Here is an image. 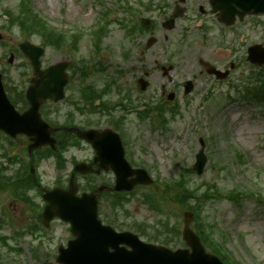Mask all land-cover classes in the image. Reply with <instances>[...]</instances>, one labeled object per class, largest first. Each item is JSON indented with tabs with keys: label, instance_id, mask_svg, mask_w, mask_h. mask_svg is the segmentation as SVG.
<instances>
[{
	"label": "rangeland",
	"instance_id": "1",
	"mask_svg": "<svg viewBox=\"0 0 264 264\" xmlns=\"http://www.w3.org/2000/svg\"><path fill=\"white\" fill-rule=\"evenodd\" d=\"M132 1L134 0H129V2ZM17 2L18 0L0 1V34L3 36L0 41V68L10 75L13 81L18 79L19 58H15L12 65H8L6 60L9 51L16 47L21 41V37L17 32L9 33L1 28L6 19L3 17V10L15 6ZM31 2L33 7L52 25L63 29L80 26L86 30L95 22L96 15L101 8H114V10L117 8L116 0H31ZM122 15V12H118L119 17ZM194 35L198 37L196 43L191 42L193 37L188 33L184 38H180L178 35L161 37L151 50V56H155V61H159L158 58H162V60L166 58L176 63L173 65L174 72L168 75L173 76V82H170L168 77H161L156 71H150V66H155L154 60L151 63L148 58L150 55L145 56L142 60H121V54L128 42L124 40V33L116 24L111 25L110 35L104 40L98 55H93L91 40L84 36L81 40V55L87 58L93 56L94 61L104 65V71L89 75L87 83L99 87L101 84L99 79L116 78L117 70H125L126 73L121 80L126 82L127 87L130 88L129 92L134 95L137 92L132 81L136 76L146 72L150 76L151 86L148 94L156 96L157 91L172 87L174 83L180 81V75L185 77L189 71L197 70L196 56H198L200 38L199 35ZM33 39L31 40L33 41ZM34 42L38 43V40L36 39ZM166 47L167 51L164 50ZM214 49L215 47L212 51ZM51 54L49 52L48 57ZM4 56L6 57L4 58ZM56 58L64 60L62 55H57ZM145 66L149 68L142 69ZM197 76L199 77L198 73ZM210 83V79L204 80L202 77L196 80V92L192 96L194 102L188 108L183 106V110L179 114L182 116H178L171 124L170 131L163 139H159L157 135L155 136L158 139L149 135L146 125L137 123L134 117L129 115L127 119L131 123L132 139L137 134L142 136L140 144L134 149L135 158H137L138 150L143 148L145 150L143 160L150 164L152 162L151 154H154L157 157L159 171L163 174V180H174L176 172L170 167V162L175 158L178 161L192 164L194 155L200 146L199 140L206 141L207 149L205 147V151L209 157H212L213 163L206 166L201 177H192L191 183L193 185L216 183L223 194L228 193L234 187L244 185L248 197L242 201L241 209L226 200L208 205L204 210L203 218H207L210 222H216L220 226L222 231L229 236L227 244L245 264H261L264 263V205H258L257 199L251 195L261 192L264 198V108L242 102L229 104L221 98H217L219 99L217 103L221 105L220 108L208 103L204 106L203 112H198L197 104ZM232 84H241L237 74L233 75ZM116 97L117 95L113 94L110 99ZM1 146L7 149L4 141ZM237 151L244 156L241 166L234 157V153ZM1 154L2 149H0V163L4 160ZM181 166L182 164H180ZM212 166H215L216 169H212ZM218 168L221 169V175L218 174ZM39 173L45 187H52L59 175L65 179L68 176L67 170L59 174L51 162H42L39 165ZM36 202L41 205L40 199H36ZM164 210H170V207H164L163 204ZM128 211L130 213L129 223L147 222L152 224L158 219L157 215L138 203L132 205ZM172 212L177 216V212ZM104 213L112 219L111 213H107V211ZM0 216L3 219V221L1 220L3 225L1 233L6 234L19 231L20 227L28 226L33 220V213L23 204L14 202L8 194L0 195ZM177 219L176 217L175 220ZM239 235H242V239ZM64 238L63 226L55 224L46 233L43 248H40L39 243L34 242V239L26 237L13 245L20 249L21 254L20 256L10 254L11 260H7V251L0 248V254L5 260L3 264H42L44 259H35L33 252H36L38 257L42 253L47 257V252H53L56 244L59 241H64Z\"/></svg>",
	"mask_w": 264,
	"mask_h": 264
},
{
	"label": "water",
	"instance_id": "2",
	"mask_svg": "<svg viewBox=\"0 0 264 264\" xmlns=\"http://www.w3.org/2000/svg\"><path fill=\"white\" fill-rule=\"evenodd\" d=\"M23 121L24 118L19 117L17 114L13 112L11 107H9V105L7 104V102L3 97L2 90L0 87V128L10 133H15L22 126ZM94 216H95V210L93 207V203L90 202L83 210L81 218L76 219L72 224L76 229L92 227V226L96 227ZM92 242L93 243L90 244L92 246H94V243L97 244H99L100 242H102L103 244L108 243L107 239H105L104 236H102V238L100 239L98 235H94ZM118 243H121V240H117V244ZM94 258L95 260H89L88 262H83L79 264H101V261H99V259H97L96 257Z\"/></svg>",
	"mask_w": 264,
	"mask_h": 264
},
{
	"label": "flooded vegetation",
	"instance_id": "3",
	"mask_svg": "<svg viewBox=\"0 0 264 264\" xmlns=\"http://www.w3.org/2000/svg\"><path fill=\"white\" fill-rule=\"evenodd\" d=\"M178 0H174L173 2V5L175 6L176 5V2ZM194 7V3L193 2H190L187 4V0H186V4H185V10L188 12H190L192 10V8ZM213 10L208 2V0H200L198 6H197V14H201L200 16H207V18L209 20L213 19L214 20V23H211L212 27L214 29H216V24L217 23V20H218V17H217V13L215 14H212ZM213 15V16H212ZM204 21L201 20V23H203ZM206 27V26H205ZM220 32V30H219ZM200 67V66H199Z\"/></svg>",
	"mask_w": 264,
	"mask_h": 264
}]
</instances>
